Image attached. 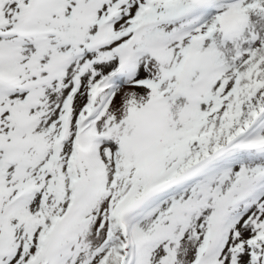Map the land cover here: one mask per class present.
I'll use <instances>...</instances> for the list:
<instances>
[{
	"label": "snow or ice",
	"instance_id": "obj_1",
	"mask_svg": "<svg viewBox=\"0 0 264 264\" xmlns=\"http://www.w3.org/2000/svg\"><path fill=\"white\" fill-rule=\"evenodd\" d=\"M0 264H264V0H0Z\"/></svg>",
	"mask_w": 264,
	"mask_h": 264
}]
</instances>
